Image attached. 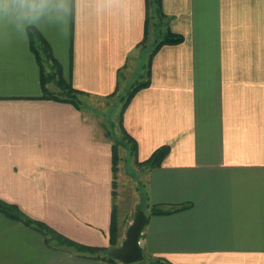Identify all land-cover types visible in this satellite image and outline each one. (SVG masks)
Here are the masks:
<instances>
[{
	"label": "crops",
	"instance_id": "1",
	"mask_svg": "<svg viewBox=\"0 0 264 264\" xmlns=\"http://www.w3.org/2000/svg\"><path fill=\"white\" fill-rule=\"evenodd\" d=\"M161 8L183 42L157 50L150 85L122 122L137 162L169 149L147 170L144 195L130 198L129 212L142 206L147 217L145 263L264 264V0ZM29 29L48 45L57 79L82 99H108L144 53L145 0H0V203L49 229L0 212V264H121L56 238L108 249L114 226L120 246L126 217L116 214L111 144L88 114L57 100V79L41 89ZM153 206L169 213L150 215Z\"/></svg>",
	"mask_w": 264,
	"mask_h": 264
},
{
	"label": "trees",
	"instance_id": "2",
	"mask_svg": "<svg viewBox=\"0 0 264 264\" xmlns=\"http://www.w3.org/2000/svg\"><path fill=\"white\" fill-rule=\"evenodd\" d=\"M153 27V35L156 38L154 42L152 43V46L149 47L148 42L149 38L151 37V33L149 32V27ZM28 35L30 38V44L31 49L33 53L35 54V57L37 59L38 65L40 67V82H41V89L45 90V84L50 81H56L58 75H59V68L57 64L52 59V56L50 54V50L48 45L45 41H43L39 34L34 31L33 29L28 30ZM183 42V38L180 35L174 34L169 30V20L167 17L163 14L162 8H161V0H145V30H144V38L139 43V49L140 51H146L150 48V53L147 56V62L145 64V68L143 67V70H145V76L140 78V81H137L133 84V86L121 97L122 106L120 108V111L118 113V129L121 134V139L123 140V143L126 145H123L125 148L128 149V152L133 158H136V150L137 145L136 142L126 133L125 129L123 128V114L124 111L133 98V96L140 91L141 89L147 88L150 85V63L154 56V54L157 52L159 48L165 45H177ZM34 44H37V46H34ZM54 62V65H51L50 61ZM57 85V88L59 90V96L57 100L65 103H69L73 105L77 110H80L81 105L80 102L82 100L81 95L79 91H76L75 89H72L71 87L65 85L57 79L55 82ZM48 99L55 98V95L52 93H48L47 95ZM115 96V95H113ZM111 98V97H110ZM112 149V172H113V198L116 197V172H117V148L115 143L111 144ZM126 149V150H127ZM168 147H160L154 153L146 160L141 163L137 162L135 159L136 165L139 166H145L148 169H152L154 167H157L161 164L162 160L168 153ZM142 210L141 208H138L137 211ZM0 212L6 214L11 219L21 221L25 225L31 226L35 229H37L40 232H43L45 235L49 232V229L41 224L34 222L30 219L25 218L16 207L9 206L5 204L0 203ZM169 212L158 209V207L153 206L150 207V215H160V214H167ZM54 234V233H53ZM57 236V235H55ZM114 234V226L111 227V239H110V247L108 249H99V248H89V247H83L80 245H77L61 236H57L56 238L59 240H62L64 246L72 247L75 250H78L79 252H86L88 254H101L103 255V258L110 261V262H116L115 260H112L108 257V252L118 246L117 241L115 239ZM144 259V258H143ZM118 263V262H116Z\"/></svg>",
	"mask_w": 264,
	"mask_h": 264
},
{
	"label": "rangeland",
	"instance_id": "3",
	"mask_svg": "<svg viewBox=\"0 0 264 264\" xmlns=\"http://www.w3.org/2000/svg\"><path fill=\"white\" fill-rule=\"evenodd\" d=\"M149 32L151 34L153 33L152 26L149 27ZM147 56L148 52L146 51L142 53L139 58H137L135 54L134 60L136 62L134 61V64L130 63L131 66L129 68V72L124 76L128 81L125 82V84H127V87L125 88V90L123 89V92H120L119 90L121 89H119V92L117 93L118 95H115L111 98L99 100L86 98L82 99L80 102L81 110L88 114L90 119L95 123V126L98 130L97 133L104 136V138L110 144L115 143L117 148L116 153L118 154V162L117 172L115 174V183L118 197L116 198V214L118 220L126 217L122 225L124 239L125 233L128 227L131 225L135 216L134 211L132 214L130 213L131 211L129 212V204L131 202L130 198L133 196V194L135 195V198L136 196L141 197L142 191L144 195V190H142V187L145 184V176L148 168L145 166L138 167L134 162L135 158H133L128 152V149L123 146L126 144L123 143V140H120L121 134L119 132L117 124L118 113L122 106L121 97L125 95V93L133 86L134 83L140 81V78L145 76V70H142V67L147 62ZM136 200H138V198ZM143 258L144 260L134 264H146L145 260L147 257L143 255Z\"/></svg>",
	"mask_w": 264,
	"mask_h": 264
},
{
	"label": "water",
	"instance_id": "4",
	"mask_svg": "<svg viewBox=\"0 0 264 264\" xmlns=\"http://www.w3.org/2000/svg\"><path fill=\"white\" fill-rule=\"evenodd\" d=\"M146 221L147 217L144 211H137L126 231L125 239L120 246L108 252V257L121 264H134L142 261L143 252L139 241Z\"/></svg>",
	"mask_w": 264,
	"mask_h": 264
}]
</instances>
